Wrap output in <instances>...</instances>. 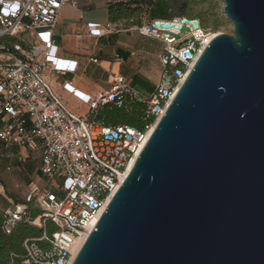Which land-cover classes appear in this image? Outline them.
I'll return each instance as SVG.
<instances>
[{
  "label": "water",
  "instance_id": "95a60500",
  "mask_svg": "<svg viewBox=\"0 0 264 264\" xmlns=\"http://www.w3.org/2000/svg\"><path fill=\"white\" fill-rule=\"evenodd\" d=\"M222 1L232 32L205 47L71 264H264V0Z\"/></svg>",
  "mask_w": 264,
  "mask_h": 264
},
{
  "label": "built area",
  "instance_id": "2783aa9c",
  "mask_svg": "<svg viewBox=\"0 0 264 264\" xmlns=\"http://www.w3.org/2000/svg\"><path fill=\"white\" fill-rule=\"evenodd\" d=\"M77 2L0 0V142L11 151L9 157L14 148L39 153L45 178L44 185L31 182L23 200L11 201L5 213L7 233L18 222L44 230L42 237L25 240L26 264L72 263L81 239L99 220L205 47L220 33L201 28L199 19L181 16L137 26L141 35L163 44L155 89L145 92L122 75H115L112 87L97 95L83 94L71 82L65 83L64 88L90 108L80 116L55 93L46 75L50 67L59 73L75 71L77 62L58 57L54 29L62 7ZM165 23L171 26L166 28ZM183 25L189 28L187 33L180 32ZM105 30L88 24L91 35H102ZM28 32L29 44L10 46L5 39ZM135 103L145 104L143 129L108 126L98 118L109 104L130 107ZM23 160L20 156L19 161ZM0 193L4 194L1 182ZM33 211H37L35 217ZM49 223L57 227L51 235Z\"/></svg>",
  "mask_w": 264,
  "mask_h": 264
},
{
  "label": "crops",
  "instance_id": "0c3cea01",
  "mask_svg": "<svg viewBox=\"0 0 264 264\" xmlns=\"http://www.w3.org/2000/svg\"><path fill=\"white\" fill-rule=\"evenodd\" d=\"M109 5L107 0H78L77 5L67 4L60 11L54 29L57 55L62 60L77 62V65L75 71L65 73H59L50 67L46 70V75L52 89L69 109L88 105L64 88L68 82L86 95H97L109 90L115 75L124 76L145 92H152L158 82L161 71L158 56L163 47L162 42L141 35L137 31V24H134L138 19L112 21L108 12ZM88 24H98L106 29L105 33L91 35ZM92 59H98V62ZM31 154L23 148L12 150V161L19 163L17 167L21 165L18 168L21 171L6 174V186L1 183L4 194L0 193L8 199L10 206L14 200L6 196V190L15 192L16 185L20 189L21 182L24 181L27 183L26 188L31 182L45 184L40 171V154L36 153L32 161ZM20 156L24 158L23 161H19ZM38 174L42 176L41 181L34 179Z\"/></svg>",
  "mask_w": 264,
  "mask_h": 264
},
{
  "label": "trees",
  "instance_id": "16d2710c",
  "mask_svg": "<svg viewBox=\"0 0 264 264\" xmlns=\"http://www.w3.org/2000/svg\"><path fill=\"white\" fill-rule=\"evenodd\" d=\"M189 6L195 2V0H187ZM170 0H115L110 2L108 12L112 21H119L123 19H138L134 22L137 26L144 23H149L154 20H168L175 17L170 11ZM178 16L186 17L189 19H199L200 23L205 25V19L201 14L193 16L189 7L181 8ZM191 16V17H188ZM146 19V20H145ZM223 24L222 19H217L214 23L215 28H218ZM205 28V26H203ZM208 29V28H205ZM8 44L11 46L14 43H23L18 37L5 38ZM145 104L135 103L130 107L115 106L109 104L105 106L98 115V118L103 120L108 126H114L119 124H127L137 129H143L145 125ZM11 153L4 148L3 143L0 142V181L6 186L8 172H20L17 167L18 162L12 161V157L8 154ZM11 167V170H8ZM16 190H19L15 187ZM8 198L14 196L17 202L23 200L22 194L17 191L8 190L5 191ZM11 196H9V195ZM10 203L8 199L0 195V264H26L27 259L26 249L24 242L26 239H38L42 237L44 230L42 228L30 225L27 222H18L10 233H7L4 229V223L6 220V210L9 208ZM56 225L49 223L48 231L51 235L56 230ZM42 246H47V243L39 242ZM37 264V263H30Z\"/></svg>",
  "mask_w": 264,
  "mask_h": 264
},
{
  "label": "rangeland",
  "instance_id": "374dc122",
  "mask_svg": "<svg viewBox=\"0 0 264 264\" xmlns=\"http://www.w3.org/2000/svg\"><path fill=\"white\" fill-rule=\"evenodd\" d=\"M171 1V7H170V11L173 15H175V17L178 16L179 12H180V7L182 8H187L189 7L191 14L193 16H198L199 14H201L203 16V18L205 19V25H203V23H201V28L203 26H205V28L211 29L213 32H226V33H231L232 32V25L231 23H229L228 21L225 20V17L223 16V1L222 0H195V2L193 4H191L189 6L187 0H170ZM191 17V16H188ZM217 19H222L223 24L220 25L218 28H215L214 23ZM146 20V19H145ZM189 31V28L186 27L185 25H183L182 29L180 32L183 33H187ZM20 40L25 41L29 44L30 42V33H24V34H20L17 36ZM74 109H70L72 112L80 115V116H84L86 115L90 108L89 106L86 105H79L74 107ZM35 155H37L36 153H32L31 154V161L32 158L35 157ZM42 176H40L39 174L34 176V179L37 181H41L40 178ZM22 186L19 190H16L18 193L21 194L22 191H24V189L26 188L27 183L21 182ZM55 185L58 186V182H55ZM4 186V185H3ZM50 186L47 185V189H49ZM9 195V194H8ZM11 196V195H9ZM14 201H16V198L14 196L11 197ZM17 202V201H16ZM37 215V211H33V216L35 217Z\"/></svg>",
  "mask_w": 264,
  "mask_h": 264
},
{
  "label": "bare ground",
  "instance_id": "6f19581e",
  "mask_svg": "<svg viewBox=\"0 0 264 264\" xmlns=\"http://www.w3.org/2000/svg\"><path fill=\"white\" fill-rule=\"evenodd\" d=\"M131 169V167L129 168V170ZM128 170V172H129ZM87 235H84V237L81 239L80 243L78 244L77 248L75 249V255L78 253L79 249L81 248L82 244L84 243L85 239H86Z\"/></svg>",
  "mask_w": 264,
  "mask_h": 264
}]
</instances>
